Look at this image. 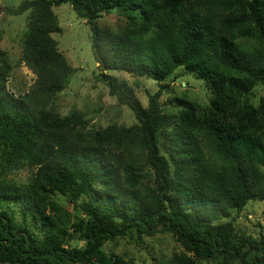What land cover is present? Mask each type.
Returning a JSON list of instances; mask_svg holds the SVG:
<instances>
[{
  "label": "trees",
  "instance_id": "1",
  "mask_svg": "<svg viewBox=\"0 0 264 264\" xmlns=\"http://www.w3.org/2000/svg\"><path fill=\"white\" fill-rule=\"evenodd\" d=\"M70 4L92 32L104 84L135 118L132 126L90 128L80 112L53 102L71 68L53 34V8ZM22 61L36 75L16 96L0 49V264H133L107 243L168 234L183 249L154 264H264V235L230 219L264 202V0H32ZM117 12L119 31L99 19ZM1 38V37H0ZM178 70L204 81L210 103L161 101ZM152 79L147 105L127 81ZM174 112V111H172ZM31 172L27 181L15 174ZM73 204L71 215L53 197ZM82 245H75V243Z\"/></svg>",
  "mask_w": 264,
  "mask_h": 264
},
{
  "label": "rangeland",
  "instance_id": "2",
  "mask_svg": "<svg viewBox=\"0 0 264 264\" xmlns=\"http://www.w3.org/2000/svg\"><path fill=\"white\" fill-rule=\"evenodd\" d=\"M28 1L32 0H0V49L6 52L12 65L7 88L16 96L27 94L36 81V75L22 61L23 39L30 13L10 16L5 13V9H16ZM53 10L62 28V32L53 34V37L58 43L59 51L64 54L72 69L64 89L53 102L55 109L63 117L69 116L72 112L82 113L83 119L90 123L89 129L93 130H100L112 124L132 126L136 121L133 113L127 107L118 105L116 99L110 96L108 88L95 79L101 67L95 59L92 32L85 20L76 15L70 4L55 6ZM99 24L102 28L115 32L124 27L125 18L117 12L104 14L99 19ZM106 73L125 80L134 87L137 97L144 106L148 102L146 91L153 93L158 90L157 82L152 79L141 80L132 73L123 71H106ZM166 84L168 87L164 90L161 101L166 104L167 111L171 114L183 108L177 102L178 99L205 106L212 98L211 91L205 86L204 81L183 70H178L174 78L168 80ZM259 94L261 96L264 93L259 91ZM30 175L31 172L23 170L14 177L25 182ZM53 198L69 211L71 223L74 221V215H80L73 204H68L66 198L59 195H54ZM230 219L239 230L250 233L253 237L264 235V202H252L243 213L233 212L227 220ZM142 240L143 243H138L130 238H119L107 243L106 253L123 255L133 264H154V260L161 255L169 258L183 251L168 234L143 237ZM75 245L82 243L77 242ZM231 264H241V262L234 261Z\"/></svg>",
  "mask_w": 264,
  "mask_h": 264
}]
</instances>
